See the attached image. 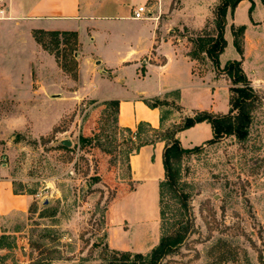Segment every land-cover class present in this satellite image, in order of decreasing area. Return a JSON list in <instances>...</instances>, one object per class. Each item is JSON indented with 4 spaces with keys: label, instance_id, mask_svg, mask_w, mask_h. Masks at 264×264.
Listing matches in <instances>:
<instances>
[{
    "label": "rangeland",
    "instance_id": "obj_1",
    "mask_svg": "<svg viewBox=\"0 0 264 264\" xmlns=\"http://www.w3.org/2000/svg\"><path fill=\"white\" fill-rule=\"evenodd\" d=\"M177 30L188 47L201 34ZM36 36L43 43L21 33L0 53V264H111L112 250L125 251L111 245L142 248V232L162 233L160 220L156 229L126 220L119 203L133 189L130 153L150 139L169 143L173 126L120 127L115 100L94 91L96 65L80 66L78 41ZM228 37L221 62L236 52ZM261 62L245 66L259 96L247 135L186 148L172 163L175 181L161 189V207L165 226L183 227L185 236L157 264H264V56ZM210 67L204 57L198 63ZM218 94L223 107L225 90ZM8 182L24 197L4 191ZM150 251L141 252L145 261Z\"/></svg>",
    "mask_w": 264,
    "mask_h": 264
},
{
    "label": "crops",
    "instance_id": "obj_2",
    "mask_svg": "<svg viewBox=\"0 0 264 264\" xmlns=\"http://www.w3.org/2000/svg\"><path fill=\"white\" fill-rule=\"evenodd\" d=\"M174 1L0 0V53L6 51L14 39H21V33L32 35L37 30L76 32L80 66L96 65L95 93L118 102V125L134 133L142 123L152 130H164L192 115L194 110L225 113L229 110L226 78L222 74L216 77L212 67L204 71L198 69L199 62L188 55L186 40L170 34L184 27L201 30L212 20V10L218 0H178L176 5ZM142 4L149 18H132L135 8ZM232 24L246 26L242 68L253 80L254 76L245 66L250 61L251 69L261 68L264 56V5L261 0H241L233 12L227 11L226 48ZM230 40L233 46L232 34ZM223 54L219 56L220 68L228 61L221 62ZM146 58L149 60H144ZM239 58L241 55L236 51L229 60ZM51 61L58 71L57 62L52 58ZM218 87L225 90L223 107L219 103ZM155 100L165 103L154 107L146 104V101ZM212 136L211 124L202 121L176 132L174 138L182 147L190 148L204 144ZM165 145L166 139H155L130 153L128 171L133 189L119 203L126 220L141 222L150 229H156L160 220L159 185L165 179ZM3 188L13 198L24 197L13 193L10 182ZM140 236L142 248L132 249L122 241L111 247L143 253L150 251L160 239L154 231L142 232Z\"/></svg>",
    "mask_w": 264,
    "mask_h": 264
},
{
    "label": "trees",
    "instance_id": "obj_3",
    "mask_svg": "<svg viewBox=\"0 0 264 264\" xmlns=\"http://www.w3.org/2000/svg\"><path fill=\"white\" fill-rule=\"evenodd\" d=\"M240 1L241 0H218L212 10V30H206L207 23L201 29V34L198 35L195 40H189V42L192 43L189 46L188 51L191 60L200 62L204 57L208 60L212 69L218 73L216 77H219V75L222 74L223 77L229 81V110L225 114L214 113L207 110H194L192 115L184 117L178 124L173 125L170 133L172 139L169 143H166L163 151L165 179L161 181L159 185L160 228L162 229L159 242L147 254V256H149L148 261H145V255L141 253L132 254L128 251L112 250L113 255L109 261L111 264H157L162 257L171 252L172 249L178 246L184 239L185 229L183 227L179 228L177 225L175 226L174 223L169 227L165 226V214L161 207V189L164 186L171 188L174 185L175 179L172 170V163L178 161L187 153V149L183 148L179 141L174 138L176 132L187 129L198 122L206 121L211 124L213 134L212 138L208 141L229 135H234L241 139L248 133V127L251 120V110L254 102L259 99V96L253 87L251 80L242 68L243 39L246 28L244 24L237 26L233 24L231 25L233 46L241 55V58L228 60L223 67H219V56L226 47V39L224 37L226 14L228 10L233 12ZM261 2L264 5V0H261ZM252 9L253 2L251 3L249 11ZM176 31L178 30L175 29L174 32ZM183 31L189 30L184 27ZM174 32H170V34H174ZM36 33L49 34L55 38L61 34L62 36H69L77 42V34L73 31H34L36 41L38 43H43L41 38L36 36ZM202 54L204 56H202ZM112 103L117 107L118 102L116 100ZM163 103L165 102L159 100L153 102L146 101V104L150 107ZM150 130L152 129L150 128ZM154 140L155 139H150L140 145L153 142ZM1 239H3V237H1L0 240ZM0 245H2L1 241Z\"/></svg>",
    "mask_w": 264,
    "mask_h": 264
},
{
    "label": "built area",
    "instance_id": "obj_4",
    "mask_svg": "<svg viewBox=\"0 0 264 264\" xmlns=\"http://www.w3.org/2000/svg\"><path fill=\"white\" fill-rule=\"evenodd\" d=\"M149 12L147 11V8L144 4L142 5H138L134 12H133V15H132V18L134 19H138V20H141V19H146V18H149ZM3 167V163H2V160H0V169Z\"/></svg>",
    "mask_w": 264,
    "mask_h": 264
},
{
    "label": "water",
    "instance_id": "obj_5",
    "mask_svg": "<svg viewBox=\"0 0 264 264\" xmlns=\"http://www.w3.org/2000/svg\"><path fill=\"white\" fill-rule=\"evenodd\" d=\"M63 144H65V145H69L70 142L65 141V142H63Z\"/></svg>",
    "mask_w": 264,
    "mask_h": 264
}]
</instances>
